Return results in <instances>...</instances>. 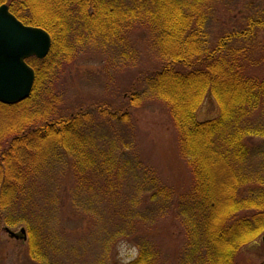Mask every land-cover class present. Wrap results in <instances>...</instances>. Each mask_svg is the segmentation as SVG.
Listing matches in <instances>:
<instances>
[{"label": "trees", "instance_id": "16d2710c", "mask_svg": "<svg viewBox=\"0 0 264 264\" xmlns=\"http://www.w3.org/2000/svg\"><path fill=\"white\" fill-rule=\"evenodd\" d=\"M178 1L0 0V6L7 4L25 25L44 29L52 39L46 58L27 60L36 75L28 100L15 105L0 103V110L9 112V116L21 110L33 119L24 120L23 127L11 133L14 135L7 145H0V234L7 228L26 225L27 255L32 261L48 264L46 240L40 241V228L34 225L37 222L31 193L39 188L41 173L52 160L54 152L50 150L59 149L62 155L73 158L79 180L94 169L85 162V156L99 169L105 166L101 187L107 190L108 198L117 193L121 197L128 179L125 177L136 168L128 161L123 165L112 146L95 149V158L90 157L88 152L94 147L90 133L97 128L93 124L95 114L105 121L124 120L131 108L137 109L133 102L140 101V96L152 98L168 109L178 134L179 155L191 167L193 183L187 191L177 193L178 189L158 185L154 178L143 182L146 187L153 186L151 202L158 208L139 221L128 211L127 219L122 221L127 233L121 234L137 238L140 248L139 256L128 264H156L158 253L151 250L152 234L147 228L165 216L173 217L171 220L180 229L181 264H235L238 253L264 233V196L260 198V193L264 195V155H257L260 168L251 164L253 139L264 133V57L254 52L261 49L257 38L258 31H264V17L249 19L243 31L224 34L211 44L203 30L214 0H190L188 4ZM133 21L151 34L156 47L151 50L159 62L128 84L124 108L99 102L58 112L55 98L47 101L54 107L46 106L45 110L39 108V103L30 104L37 102L39 92L53 95L52 86L65 66L85 50L99 47L94 50L102 51L126 44L125 36ZM108 50L124 56L132 49ZM207 95L219 104L220 115L200 122L197 111ZM46 113L56 118L40 125L37 119ZM89 183V189L102 190L93 181ZM134 224L140 226V234L132 232Z\"/></svg>", "mask_w": 264, "mask_h": 264}, {"label": "rangeland", "instance_id": "374dc122", "mask_svg": "<svg viewBox=\"0 0 264 264\" xmlns=\"http://www.w3.org/2000/svg\"><path fill=\"white\" fill-rule=\"evenodd\" d=\"M180 1L188 4L190 0L178 2ZM263 17L264 0H214L210 5V14L203 31L206 32L211 44H215L224 34L246 29L249 19ZM133 23L129 34L125 36L126 44L102 48L105 49L102 51L94 50L100 49L99 47L85 50L75 62L65 66L63 74L55 86H52L55 95L51 93L42 95L39 92L35 99L37 102L30 101V104L39 103V108L45 110L46 106L54 107L53 103L47 101L55 98L58 112L64 110L63 108L76 110L99 102L111 104L115 109L118 105L124 108L122 104L126 105L128 101L125 94L128 84L136 80L138 76H135L138 73L144 69L156 68L159 62L151 50L156 49L151 34L140 27L138 21ZM258 32L257 40L261 44V49H255L254 52L264 57V31ZM108 49L132 50L128 51L126 56H122ZM140 90L136 89V92ZM138 94L135 96L136 99L139 98ZM133 103L138 106L137 109L131 108L130 116L124 120L117 118L112 122L108 119L105 121L98 116L99 114H95L93 124L97 128L90 133L92 144L94 142V147L88 152L90 157L95 158V149L100 151L112 146L118 152L121 162L124 161L123 165L128 161L136 168L132 169L127 165L131 171L125 177L128 179L121 190V197L117 193L116 196L108 198L105 192L107 190L101 187V180L104 179V175L102 177L101 174L105 166L99 169L96 162L85 156V162L94 169L85 172L86 176L80 181L73 170V158L62 155L59 149L50 150V153L54 152L52 160L49 158L51 162L41 173L40 181L38 180L39 188L31 193L35 205L33 216L37 222L34 225L40 228L38 231L41 234L40 241L46 240L48 264L130 263L139 256L140 248L137 238L121 234L127 233L122 221L127 219L128 211L133 213L131 218L139 221L141 216H151L153 210L158 208V204L152 205L151 202L153 186L146 187L143 182L154 178L158 185L178 189L177 193L187 191L192 185V169L179 155L177 130L166 106L152 98L141 96L140 101ZM47 115L42 114L37 122L43 125L51 123L56 118L55 115ZM219 115V104L213 96L207 95L197 111L198 120L204 122L218 118ZM29 118V112L22 113L18 110V113L9 116V112L0 110V145L6 146L11 137L18 132L17 129L23 127L24 120ZM12 132L14 134H11ZM261 144L263 146L258 147ZM251 148V164L257 167L259 165L257 155L260 153L264 155V133L253 139ZM99 159L102 163V159ZM77 168L80 169V166ZM96 168L99 170L96 171ZM257 168H260V165ZM261 173L264 177V169ZM90 181H93L94 185H100L102 190L89 189ZM260 195V198L264 196L262 193ZM118 203L119 207L115 208ZM171 219L173 217L165 216L158 220L160 223L147 228L152 234L151 250L153 254L158 253L156 264H181L183 243L178 237L180 229ZM22 228L25 229L26 235L21 233ZM120 228L122 229L117 235ZM10 230L19 236L13 238L5 230L1 232L3 248L0 251L3 254V261H0V264H39L27 255L29 242L27 226L20 225ZM132 232L140 234V226L134 224ZM263 236L264 233L255 242L244 247L238 253L235 264H264Z\"/></svg>", "mask_w": 264, "mask_h": 264}, {"label": "water", "instance_id": "95a60500", "mask_svg": "<svg viewBox=\"0 0 264 264\" xmlns=\"http://www.w3.org/2000/svg\"><path fill=\"white\" fill-rule=\"evenodd\" d=\"M51 45V37L45 30L24 25L8 5L0 6V103L14 105L30 96L35 72L27 59L46 58ZM6 231L13 238L19 236L10 229ZM21 233L26 235L24 228Z\"/></svg>", "mask_w": 264, "mask_h": 264}]
</instances>
